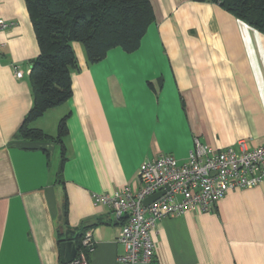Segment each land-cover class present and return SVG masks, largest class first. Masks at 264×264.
Here are the masks:
<instances>
[{"label":"crops","instance_id":"0c3cea01","mask_svg":"<svg viewBox=\"0 0 264 264\" xmlns=\"http://www.w3.org/2000/svg\"><path fill=\"white\" fill-rule=\"evenodd\" d=\"M149 1L154 19L134 51L87 64L72 43L70 97L29 124L55 136L66 115L56 180L58 146L17 136L39 49L25 1L0 0V264H64L60 243L80 229L94 241L88 264H118L120 222L92 193L138 188L141 162H181L194 137L217 150L264 142V34L216 3ZM217 204L160 219L152 261L136 264H264V181Z\"/></svg>","mask_w":264,"mask_h":264},{"label":"trees","instance_id":"16d2710c","mask_svg":"<svg viewBox=\"0 0 264 264\" xmlns=\"http://www.w3.org/2000/svg\"><path fill=\"white\" fill-rule=\"evenodd\" d=\"M39 52L31 61L29 82L32 104L19 124L17 136L58 146L60 162L56 180L66 159L64 138L66 115L57 123L56 134L49 135L29 124L50 108L63 104L71 95V72L79 70L72 43L81 44L87 64L104 59L109 49L125 52L138 48L154 15L149 0H24ZM212 2L264 34V0H194ZM65 208V203H64ZM85 230L74 233L76 251L82 248ZM60 241V240H59Z\"/></svg>","mask_w":264,"mask_h":264},{"label":"built area","instance_id":"2783aa9c","mask_svg":"<svg viewBox=\"0 0 264 264\" xmlns=\"http://www.w3.org/2000/svg\"><path fill=\"white\" fill-rule=\"evenodd\" d=\"M8 25L0 17V28ZM1 49V44H0ZM20 77L22 72L16 70ZM185 160L161 153L141 162L138 188L123 187L114 193H92L94 205H104L120 222L117 240L124 246L118 264L148 263L154 256L152 234L156 223L167 216L183 212L212 211L226 192L255 186L264 181V142L247 147L242 141L238 149H216L197 137ZM161 192L145 205L144 199ZM71 264H88L87 255L94 248L91 232L81 238Z\"/></svg>","mask_w":264,"mask_h":264},{"label":"water","instance_id":"95a60500","mask_svg":"<svg viewBox=\"0 0 264 264\" xmlns=\"http://www.w3.org/2000/svg\"><path fill=\"white\" fill-rule=\"evenodd\" d=\"M161 192H157L154 194H151L150 196L146 197L143 201V203L145 205H147L148 203H150L153 199H155L158 195H160ZM75 245L72 241H66V242H62L60 243V247L62 250V263L64 264H71L72 259L75 257V253H76V248H74Z\"/></svg>","mask_w":264,"mask_h":264},{"label":"rangeland","instance_id":"374dc122","mask_svg":"<svg viewBox=\"0 0 264 264\" xmlns=\"http://www.w3.org/2000/svg\"><path fill=\"white\" fill-rule=\"evenodd\" d=\"M51 159H53V157Z\"/></svg>","mask_w":264,"mask_h":264}]
</instances>
